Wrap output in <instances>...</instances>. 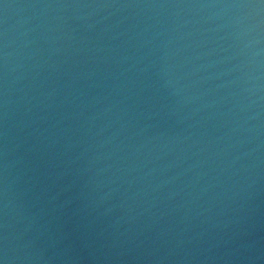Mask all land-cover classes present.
Instances as JSON below:
<instances>
[{
  "label": "water",
  "instance_id": "water-1",
  "mask_svg": "<svg viewBox=\"0 0 264 264\" xmlns=\"http://www.w3.org/2000/svg\"><path fill=\"white\" fill-rule=\"evenodd\" d=\"M0 264H264V0H0Z\"/></svg>",
  "mask_w": 264,
  "mask_h": 264
}]
</instances>
